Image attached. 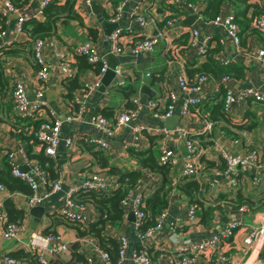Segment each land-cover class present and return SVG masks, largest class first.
I'll list each match as a JSON object with an SVG mask.
<instances>
[{
    "label": "built area",
    "instance_id": "1",
    "mask_svg": "<svg viewBox=\"0 0 264 264\" xmlns=\"http://www.w3.org/2000/svg\"><path fill=\"white\" fill-rule=\"evenodd\" d=\"M21 1L23 4L19 7L13 6L10 2H5L0 9V16L3 18L12 14L16 16L14 21V31L16 33H23L22 25L28 20H38L37 17L39 19L42 18V10L48 4L53 2L60 4L61 2V0H40L35 14L33 16H26L21 11L24 5L28 6L30 0ZM91 1L75 0L74 8L85 26H91L95 18L89 10ZM96 1H98L102 9V17L106 23H115L117 25V21L123 17L122 8L128 0H120L114 7L111 6L109 0ZM170 1L177 8L178 14L176 16L174 14H165L161 28H157L155 25L159 19L147 13L146 7L148 3L142 1L135 4L128 14L126 13L127 21L125 26L123 28L116 26L108 36H102L101 42L107 41V53L119 58L125 52H128L131 57L147 55L151 53L160 41L164 40L165 52L168 55L169 63L174 65L176 72V76H173L174 78L171 79L175 90L163 89L156 97L146 98L143 101L138 96L130 97L128 102L131 104V108L119 111L114 117V120L109 121L98 114H94L90 116L88 124L93 131L100 133L106 138L112 137L122 128H129V133L132 135L133 141L140 136V133L160 136L163 140L158 148V164L171 168L177 167L180 170L181 178H190L197 181L202 169L200 161L203 152L195 138L192 137L191 131L185 127L184 121L190 120L191 117H193L192 119H198L201 126L198 135L209 134L219 123V121H210L205 112L200 113L199 111V107L209 98L206 89H204L207 84L210 83L212 85V91L214 93L219 86H222V110L227 116H230V111L235 108L236 104L247 99L264 104V97L252 84L247 86L243 85L237 88V90H233L231 86L233 80H229L228 77H222L219 82H216L204 74L194 76L192 80L186 76L183 64L193 58L205 61L208 51L214 47L220 46L223 50H220L218 55L212 54V58L220 65L226 66L228 59L225 56L224 48L226 45H229L234 52H239V30L234 23L233 13L219 12L210 21L202 22L205 26L218 30L219 35L213 36L209 32L201 34L199 28L195 26V23L201 20L200 12L203 8L202 3L200 1L191 3L186 0ZM188 14L194 15L195 21L189 26L187 45L174 46L173 40L168 39L167 36L164 37V35L168 31H173L174 25L183 20ZM253 24L258 29L264 31V15L257 17ZM3 34L4 31H0V36H3ZM49 38L51 37L38 38L31 43L32 65L36 69L33 70L34 89H32L30 96L26 89V83L18 79L17 75L13 73L14 68L6 66V68H3V71L4 75L8 78V85L11 89L9 96L12 117L25 122L42 120L37 128L28 126L24 122L23 133L31 137V141L35 142L36 148L42 152L44 157L53 159L58 144L61 141L59 129L62 121L48 109L47 102L44 100L46 86L51 77V73H56L59 78V84L62 85L63 82L73 78L75 75L76 71L72 64L73 56H83L91 66V70L85 71L90 75V79L83 80L79 89L72 95V105H74L75 110L71 109V113H68L69 115H66L62 119L66 122H72L77 120L82 114L84 100L87 96L100 86V78L107 67L99 56L97 46L92 41H84L75 43L74 45H61L57 41L49 40ZM51 58L53 59L52 63L49 62ZM251 58L259 70L264 73V49L257 47L252 52ZM7 65L10 64L7 63ZM113 73V79L106 89L115 90L116 87H123L125 84L122 76L126 72L119 63L114 67ZM64 93L65 90L60 89L59 97ZM143 110L148 112L151 118L159 121L171 117L174 111L177 110V123L173 125L171 130L137 125L130 127L129 123L134 122ZM218 133L221 136L223 135L222 130H219ZM247 133L245 130L235 131L231 143L248 147L250 137ZM168 137L174 139H168ZM18 143L19 147L17 149H7L3 155L6 157L11 175L27 186L29 194L24 195L17 192H8L0 184V221L3 223L1 237L4 240L15 239L20 231V225L4 224L5 216L2 211L3 200L9 199L16 208L21 204L18 203L20 199L23 200L22 204L25 203L28 207H35L41 201L48 198L49 195L60 191L62 183L60 177L50 181L37 162L28 159L23 148V142L19 141ZM62 143L66 149L74 147V142L71 138L63 139ZM91 144L97 150L104 151L108 149V143L104 138H93ZM179 145L183 149L181 153L176 150L177 147H180ZM135 147V142H132L127 148ZM219 151L220 157L225 165L219 175L222 176L226 189H236L237 180L233 176L234 167H238L240 171L248 170L247 172L251 176V184L254 186L258 185L259 177L257 172L260 167V153L258 149L250 147L242 155H230L221 149ZM17 161L27 169L26 172L20 171ZM115 185L114 178L108 177L100 171L91 172L84 181L68 187L64 192L62 207L58 213L59 217L63 221L77 223L81 226L90 223L85 215V205L79 204L74 200L75 194L89 191L101 192L115 187ZM134 190H137L136 194H134ZM147 197L141 193L139 184L137 183L132 190L128 191L126 197L120 201L119 205L124 214L127 211V203L130 201L129 211L133 215L132 227L140 243L137 250L131 255V260L134 264L150 263L147 250L151 249V241H153L154 237L163 228V221L169 219L167 209L164 208L154 218V224L152 226L146 228L144 231H140L139 227L145 217L141 207H143V200ZM219 207L222 208L223 212L227 214L231 213V209L225 203L220 202ZM196 209L197 205L195 204H189L187 206L185 224L192 225L196 223ZM232 214H236L238 217L250 218V224H244L246 230L241 239L243 249L248 251V256L244 263L249 260L251 255H254L253 261H251L252 264H264L263 261L258 259V254L264 247V210L252 214L248 206L243 203L238 205ZM228 221L225 226L214 229V233L206 240L195 243L184 241L169 261V264H230V257L226 254L225 247L226 244L228 245V240L232 237L233 232L242 225L239 220L231 219ZM176 224H178L176 219H169L166 225L167 230L171 232L174 230ZM58 239L59 237L51 235L45 236L43 239L47 243L55 240L56 243L50 250L52 254H62L67 251V247L64 244L61 245ZM116 240L118 241V252L115 263H111L107 254L97 246H92V251L103 264L121 263L126 239L122 235H117ZM30 248H33L32 244ZM1 262L3 264H17L14 259L8 256H2ZM86 263H90L89 258H87Z\"/></svg>",
    "mask_w": 264,
    "mask_h": 264
},
{
    "label": "crops",
    "instance_id": "2",
    "mask_svg": "<svg viewBox=\"0 0 264 264\" xmlns=\"http://www.w3.org/2000/svg\"><path fill=\"white\" fill-rule=\"evenodd\" d=\"M63 1L64 0H61L60 4L63 3ZM109 1L112 7H114L117 3V1ZM142 1L148 3L146 7L147 13L150 16L159 19L155 24L157 28L162 27V23L164 21L163 17L165 14H174L175 16L178 14L177 8L170 0H128L122 8L123 17L117 21L118 28H123L125 26L128 12L135 4ZM5 2H10V0H0V9L3 7ZM39 2L40 0H30L28 6L24 5L21 12L26 16H33L38 8ZM247 3L251 5L246 10L247 17L251 16L254 10L253 6L257 7L258 10L264 8V0H247ZM241 8V5H233L231 2H223L220 6L219 12L233 13L234 15L235 12L239 11ZM12 15H7L5 17V27L3 30L4 34L3 36H0V49L9 47L13 44H21L28 40L24 33H16L14 31V21L16 17L14 19L10 18ZM37 19L38 21L42 20V18L39 19V17H37ZM181 21L176 23L174 25L175 27L173 26V31H168L164 35V37L167 36L168 39L173 40L174 46H176V44L181 45L182 41L179 40V38L185 33L188 35L189 32V26L182 25ZM195 26L199 28V32L201 34L209 32L213 36L219 35L218 30L205 26L201 20H198L195 23ZM88 29L94 31V38L89 36ZM102 36L105 37L102 29L94 18L91 26H85L84 23L79 24L76 21H70L66 25H62L61 23L56 24L55 33L52 36H49L51 37L49 40L57 41L61 45H74L75 43L92 41L97 46L99 56L102 60L106 55L116 58L107 53L108 42H101ZM240 36L243 38V44H245V46L240 47L238 53L234 52L229 45H226L224 48L228 64H239L243 71L242 79L238 81L234 80L233 83H231L232 89L237 90V88H240L243 85L247 86L252 84L264 97V73L259 70L251 58V54L258 47V43L254 39V35L249 32L242 33ZM219 50L223 49L219 46ZM117 59L119 65L126 72V74L122 76V79L125 82L124 86L128 85L132 90L130 97L138 96L141 101L149 98L139 92L142 85L147 86L149 91L154 93V97L160 94L163 89L175 90L171 79L176 76V72L174 65L169 63L168 55L165 52L164 40L160 41L153 48L151 53L147 55L131 57L128 52H125L123 56H120ZM1 61L2 68H6V66L14 68L13 73L17 75L18 79L26 83V89L30 96L32 89H34V72L32 69L31 55L29 56L24 53L22 56L19 55L14 58H4ZM187 61H193L192 63L195 64L194 68H198L204 62L198 60V58L189 59ZM49 62L52 63L53 59H49ZM7 63L10 65H7ZM152 77L154 80H152ZM158 78H160V80ZM85 79H90V75L83 72L78 77L79 86ZM60 89H63V86L59 84L58 76L56 73H51V77L46 86L44 100L47 102L48 109L52 111L55 116L59 117L62 123L59 129L61 141L55 151V157L49 160L53 164L52 169L56 172L57 177H60L61 179V189L60 191L49 195L48 198L41 201L38 205L43 208L42 215L39 219H37L38 222L32 221V219L36 218L35 216L32 217L29 214V209L31 207L26 206L25 203L22 204L23 200L19 198L20 201H18V203L21 204L17 209L22 210L24 214L20 223V231L15 239H2L1 233L3 230V223L0 221V264H3L1 262L2 256H8L14 259L17 264H31L35 262V259L40 264H47L55 259L67 262L70 259L68 247L74 242H78L79 252L83 258H85V260H87V258L90 259L89 264H103L101 260H99L98 256L92 251V246H97L95 240L89 237L77 240L74 230L59 218L58 213L62 207L64 192L68 187L84 181V179H86L91 172L100 171L107 176L106 171H108L109 168H115L122 172L139 171L140 177L137 183L139 184L140 191L143 195L149 196L155 189L161 186V178L147 169L141 170L134 158L127 153V147L130 143L135 142L136 147L129 149L140 152L147 151L150 147V143L160 145L163 138L160 136L158 137L140 133V136L133 141L132 135L129 133V128H122L112 137L106 138L100 133L93 131L88 124L90 116L97 114V111L102 109H108L112 112L111 118L107 120H114L116 114L122 109H125L124 104L129 101L130 97L126 100L121 95L122 99L119 101L115 99L111 104L109 98H107V93H105L106 89H104L103 92L95 90L84 100L83 112L80 117L72 122H66L62 119L66 115H69L68 113H71V107L64 103L61 97H59ZM204 89H206L209 98L202 105V112H205V108L213 103L212 99L214 97V92L212 91L213 87L210 83H208ZM51 90H53L54 96L53 100L48 102L46 95H49ZM75 92L76 91H74L73 94ZM0 104L2 107V111L0 112L1 159L7 149L15 150L19 147L18 142L21 138L17 136V127L21 125V120L14 118L11 115L10 96H6L4 101L2 99ZM230 112V116H227L228 120H230L232 125L236 126H248L251 123V114L255 117V127L250 131L246 130V132H248L247 134L250 137L248 144L251 148L254 147L258 149L260 153V167L257 172L259 177L258 185L254 186L251 184V176L249 175L250 173L247 172L248 170L240 171L238 167L233 168V176L237 180L236 189H226L223 183V178L219 175L223 170L222 168H219V162L220 160L222 161L220 157V149L230 155H242L250 148L249 145L248 147H244L231 143L234 132L240 131L241 129L234 128L227 122L219 121L217 126L213 128L209 134L198 135V132L201 129L198 119H192L193 117H191L190 120L184 121L185 127L191 131L190 133L192 134V137L195 138L203 152L200 161L202 169L198 180L196 181L200 187H197L198 189L196 193H194L195 202H191V204L197 205V221L192 225L184 223L186 208L190 202L180 191L171 188L166 195L165 209H167L168 218L176 219L178 224H176L174 230L169 232L166 228L169 219L163 221V228L154 237L153 241H151L150 250L152 251L153 264H169V261L176 254L177 249L180 248V245H182L184 241L195 243L206 240L214 233V229L225 226L226 223L229 222L228 220L231 219L236 221L239 220L242 226H239V228L233 232L232 237L228 240V245L226 244L225 252L230 257V264H243L246 260L248 251L243 249L241 239L246 230V227L244 226V219H247V217H238L236 214L232 213L238 206H235L237 197L241 200H245V202L242 203H245L248 206L249 211L252 214L264 210V207H257L259 200L264 196V104L255 103L251 101V99H247L236 104L235 108H233V110L231 109ZM171 117H175V123H177V110L174 111V114ZM163 121L151 118L150 114L143 110L139 113V117L134 122L132 121L129 123V126L131 127L137 125L141 127L149 126L158 129L166 128ZM219 130L223 131L222 136L219 135ZM67 138H71L74 142V147L71 149H66L63 146L62 140ZM93 138H104L108 143V149L102 151L94 148L91 144ZM168 139L174 138L168 137ZM23 148L25 150L24 145ZM176 150L180 153L183 152L181 146L177 147ZM94 152L99 153V157L105 161V169L98 166L96 160L97 157L92 155ZM37 153L38 149L36 146H31L30 155ZM207 162L212 163L213 166H207ZM17 163L19 168L24 167L19 161H17ZM171 176H173L171 183L182 180L180 177V170L177 167L171 169L170 179ZM16 192L21 193L18 191ZM133 192L136 194L137 190H134ZM220 202L225 203V205L231 209V213L227 214L223 211L219 212L217 210H213L211 215L208 217L207 226L201 223V216L203 214L201 211L207 207L214 208V206L217 205L219 207ZM83 205H85V215L87 220L90 223L95 222L98 215L93 207L89 203H83ZM200 205H202V208ZM129 207L130 201L127 203V211L124 212L120 225L118 227L107 225L105 226L104 232V235L114 239H116L117 235H122L126 239L124 254L120 264H134L131 260V255L135 250H137L140 244L132 227L133 221L130 222L127 220L128 214L130 213ZM222 217L225 218V223L221 221ZM247 220H250V218ZM48 230L52 233L51 236L59 237L58 242L67 247L66 252L62 254L51 253L50 250L54 247L56 242L53 240L47 243L43 240L45 236H49L44 233ZM31 244L33 245L32 249L30 248ZM17 252H23L24 254H28L30 257L21 258L19 260L15 259L12 255ZM253 258L254 255H251L249 260L244 264H252L251 261H253ZM259 260L263 261L261 259Z\"/></svg>",
    "mask_w": 264,
    "mask_h": 264
},
{
    "label": "trees",
    "instance_id": "3",
    "mask_svg": "<svg viewBox=\"0 0 264 264\" xmlns=\"http://www.w3.org/2000/svg\"><path fill=\"white\" fill-rule=\"evenodd\" d=\"M114 2H119L120 0H112ZM187 2H198L202 3V11L200 12L202 22L210 21L219 13L220 6L223 2H231L233 5H241V9L234 14V23L237 25L239 30V47L245 46L243 44V38H241V34L245 32H249L254 35V39L258 43V47H262L264 49V31L258 29L256 25L253 24L254 20L264 15V8L258 10L257 7L253 6L254 10L251 16H246V10L251 5L247 3V0H186ZM13 6H21L23 2L20 0H10ZM75 0H64L63 3L58 4L56 2L48 4L42 10V20L38 21L35 19H30L22 25V32L27 36V41L21 44H13L9 47L0 49V101L2 102L6 99V96L10 95V87L8 85V78L4 75V71L2 68V59L14 58L19 55H23L26 53L27 55H31V43L33 40L38 38H46L52 36L55 33L56 24L61 23L62 25H66L70 21H76L79 24H82L80 17L76 13L74 8ZM5 27V18L0 16V31L4 30ZM242 32V33H241ZM88 34L91 38H94V31L88 29ZM188 35L183 34L179 40L182 41L181 45H185L187 43ZM176 44V46H181ZM187 45V44H186ZM218 48V49H216ZM219 46L214 47L213 49L208 51L207 57L203 64H201L198 68H194L193 61H186L183 64L184 71L186 76L192 80L194 76L204 74L208 76L211 80L219 82L222 77H228L229 80H241L243 76L242 67L239 64H227L226 66H222L212 58V53L218 55ZM214 54V55H215ZM75 68V75L73 78L62 83L63 89L65 93L61 96V99L64 103H66L72 110H75L74 105H72V94L74 91L79 89L78 77L79 74H82L85 71L91 70V66L86 62L83 56H73L72 62ZM97 67V66H95ZM193 67V68H192ZM32 69L36 68L32 65ZM160 80V78H158ZM152 80L154 78L152 77ZM221 85V84H220ZM115 90L119 92L122 97L126 100L131 96L132 90L130 87H116ZM222 95L223 88L219 86L217 91L214 93V97L212 99L213 103L205 108V113L208 116L210 121H224L229 123L232 127L238 128L241 130H252L256 122L255 117L251 114L252 119L251 123L248 126L243 125H232L230 120H228L227 115L222 110ZM253 101V100H251ZM255 102V101H253ZM258 103V102H255ZM202 107V106H201ZM201 107H199L200 113L202 112ZM125 109H130L131 104L129 102H125ZM2 111V107L0 104V112ZM97 114L109 119L112 116V112L108 109H102L97 111ZM25 121H21V125L17 127V136L21 142H23L25 146V152L28 159H32L37 162L39 167L42 169L43 173L49 178L50 181L55 180L57 175L56 172L52 169V162L44 157L41 151H38L37 154H31V146H35V142L31 141V137L26 136L23 133V124ZM42 122V120L38 121H26L25 124L28 126H32L33 128H37L38 125ZM159 137V136H158ZM153 140V138L151 137ZM158 148L159 145L150 143V147L147 151H134L131 149L127 150V153L131 155L136 161L138 167L142 169H147L152 173L157 174L161 178L160 187L155 189L147 198L143 200V207H141L142 211L145 214L144 219L139 227L140 231H144L146 228L152 226L154 224V218L162 211L166 206V195L167 192L171 189H177L182 194H184L188 201L195 202L194 193H196L197 189L200 187L196 181L190 178L182 177V180L179 182H173L170 172L171 167L162 166L158 164ZM93 156L97 157V164L100 168H106L105 161L99 157V153H92ZM207 166H213L212 163L207 162ZM224 162L220 160L219 168L224 169ZM108 177H112L115 179V187L109 188L107 190L101 192H80L75 194L74 200L79 204L89 203L98 217L95 222L88 223L84 226H81L77 223L65 222L71 229L75 232L76 239L89 237L95 240L97 247H99L103 252H105L108 256V259L111 263H115L117 260V252H118V241L114 238L104 235L105 226L111 225L113 227H118L122 222L123 211L120 208V201L123 200L128 191L132 190L134 186L139 181V171H131V172H122L115 168H109L106 171ZM174 180V179H173ZM0 184L3 185L8 192H21L23 194H29V190L27 186L14 178L11 175L10 168L8 166L6 157L3 155L0 159ZM198 187V188H197ZM230 202V201H225ZM236 205H239L245 200H241L239 197L236 199ZM233 206V207H235ZM202 208V205H200ZM258 208L264 207V196L258 202ZM213 210H217L222 212V208L214 206V208H205L201 212L203 213L201 216V223L205 226L208 224V217L211 215ZM2 211L5 216L4 224H16L20 225L23 219V211L17 209L14 204L9 200L5 199L2 202ZM47 235H52L51 232L45 231ZM68 251L70 252V259L67 262H62L58 259L52 260L47 264H86L85 258L79 252L78 242H74L69 245ZM147 256L150 261L149 264H153L152 251L150 249L147 250ZM15 259L21 258H29L28 254H24L23 252H17L12 255ZM259 259L264 261V247L258 254ZM31 264H40L36 261Z\"/></svg>",
    "mask_w": 264,
    "mask_h": 264
},
{
    "label": "water",
    "instance_id": "4",
    "mask_svg": "<svg viewBox=\"0 0 264 264\" xmlns=\"http://www.w3.org/2000/svg\"><path fill=\"white\" fill-rule=\"evenodd\" d=\"M89 10L91 12V14L94 15L95 20L97 21V23L99 24L100 28L103 31V34L105 36H108L109 33L115 29V27L117 26L115 23L113 24H109L106 23V21L103 19L102 17V9L99 6L98 1L96 0H92L89 6ZM16 16L12 15L10 18L14 19ZM195 21V16L194 15H188L186 16V18L184 20L181 21V24L184 26H191V24ZM103 60L105 61L106 64V71L104 72V74L101 76L100 78V86L98 87V91L103 92L104 89H106L109 85V83L111 82V80L113 79L114 73H113V69L114 67L119 63L117 58H113L109 55L104 56ZM139 92L143 95H146L147 97L151 98L153 97L154 93L150 92L148 87L145 85H142ZM53 96H54V92L53 90H51V92H49V95H46V99L47 101H52L53 100ZM176 118L175 117H169L167 119H165L164 122V126L166 127V129H171L172 126L175 124ZM21 172H26L27 169L25 167H21L20 168ZM43 213V208L40 206H35V207H31L29 209V214L33 217L35 216L36 219H32L33 222H38L37 219H39V217L42 215ZM127 220L132 222L133 221V215L132 213L128 214ZM221 221L223 223H225V218L222 217Z\"/></svg>",
    "mask_w": 264,
    "mask_h": 264
},
{
    "label": "rangeland",
    "instance_id": "5",
    "mask_svg": "<svg viewBox=\"0 0 264 264\" xmlns=\"http://www.w3.org/2000/svg\"><path fill=\"white\" fill-rule=\"evenodd\" d=\"M105 93H107V98H109L111 104L114 102L115 99L118 101L120 99H122L121 94L119 92H117V90L106 89ZM244 222L246 225L250 224L249 220H247V219H244Z\"/></svg>",
    "mask_w": 264,
    "mask_h": 264
}]
</instances>
